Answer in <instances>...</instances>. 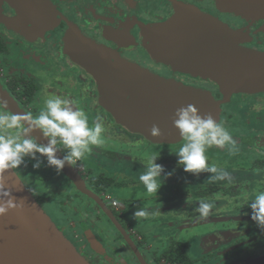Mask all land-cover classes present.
<instances>
[{"label":"flooded vegetation","instance_id":"obj_1","mask_svg":"<svg viewBox=\"0 0 264 264\" xmlns=\"http://www.w3.org/2000/svg\"><path fill=\"white\" fill-rule=\"evenodd\" d=\"M260 5L264 6V1L0 0V90L3 96L8 97L15 103L16 108L26 117L29 114L32 116L38 114L44 108L45 100L51 96L70 97L76 101L77 107L78 103L89 105V107L82 109L88 116H91L92 120L97 114L103 116L106 128L104 136L113 127L121 131L117 135L122 146L126 147V151L120 157L104 150L97 152L96 148H92L91 152L86 154L77 164L68 165L67 168L71 175L76 177L82 184L85 191L83 193L74 186L73 182L62 171L57 174L53 167L47 166L46 158L37 154L39 159L43 161L37 175L38 180L45 182L46 185L51 184L50 189L45 187L40 189L39 197L46 196L42 200L57 201L59 213L62 212L66 217L74 215L80 217L75 226H71L67 222L71 231V235H69L71 239L67 237V240L89 264L91 262L96 263L97 260L100 261L99 264H111L108 260L114 264H188V262L189 264H207L208 262H210L209 264H264V247L258 251L255 250L257 236L253 233L249 235L254 231V222L249 219L250 216H243V218L239 216L224 217L212 215L215 213L213 212L206 218L200 217L197 212V205L201 199L212 197L217 200L222 199L214 196L215 188L202 192L200 190L202 188L201 184L193 185L194 192H197H193L194 196L191 200L185 199L188 192H186V188H183L173 192L176 197L171 200V203L165 200L162 201V204L157 202V205H148L151 207L144 208L157 212L154 216L155 220L152 222V224L159 223L156 225L157 227L152 225V228H157V231H170L166 222H170V220L177 222L178 219L181 224L175 226L173 231H185L190 227L207 226L209 224L224 225V229H217L202 238L203 244L204 240L207 239L205 241L206 245L212 248L211 252L207 251V246L203 248V250H206L202 251V255L205 256L207 263H203L199 259L192 261L188 256V246L185 243H174L170 240L166 248L159 250L158 243L155 244L156 247L150 246L149 248L146 246L148 242H145L147 240L145 234H139V236L130 232L129 226L131 223L127 220H121L120 217L138 199L126 202V204H123V209L120 210L119 203L112 199L108 192L112 187L125 188L129 186L130 190L135 189H132L129 184L119 182L112 177L107 178L98 172L92 173L95 168V171L100 168L95 164L99 162L95 157L99 155L105 161H123L122 164H125L123 165V172L126 169L136 172V169L144 170L143 162L153 153L146 158H130L126 155L127 151L131 155L132 150L146 145L155 147L157 149L156 154L166 149L175 152L182 145L183 140L176 144L153 145L142 136L130 133L116 125L109 114L96 107L98 92L92 77L84 68L76 66L65 53L70 51V47L74 42V45L77 44L78 38H82L112 51L121 59L163 80L172 81L183 87L204 90L211 93L216 101L223 102L219 108L218 121L225 123L236 120L238 125L245 127L246 130L242 138L233 137L237 141L238 149L240 148L236 154L226 151L224 154V149H219L218 152L214 153L207 152L209 155L214 154L225 158L224 161L219 162L208 160V163L217 166L219 163V165L224 166V164L237 165V161L244 162V160H238L240 158H246L248 162L251 160L252 162L247 170L251 174L247 178L250 185L246 188V192L252 195L264 191V91L230 94L224 99L220 89L210 79L182 74L157 62L146 50L144 42L147 29L152 30L166 23L174 17L177 8L186 6L210 16L237 33V44L240 47L264 55V15L249 14L238 9L259 7ZM73 40L75 41L72 42ZM45 46L46 48H52L49 61H51V58L54 61L48 68L45 67L47 66L46 62L40 61V58L35 55L36 50L44 49ZM56 65L64 67L63 69L66 70L68 75L63 72L59 76L56 73L57 69L54 67ZM53 74H55L54 77ZM64 76H70L75 83L66 81ZM63 83L67 87L64 88ZM75 92L77 95H75ZM32 105L39 107L38 113L33 111ZM251 123L256 128L251 126ZM243 148H245V153ZM58 153L62 157L65 154L63 150L58 151ZM250 157L251 159H249ZM174 158L176 161L173 160ZM163 162L168 164L169 168H175V165L178 166L176 156L165 158ZM179 169H181L179 170L181 174H190L184 172L183 168ZM124 176L131 177L133 175L130 173ZM19 177L21 178L20 175ZM201 179L206 181V175L204 174ZM139 185L143 184L138 182L134 188L140 187ZM173 185L170 182L169 186L172 187ZM257 188L259 191L256 190ZM239 191L241 190L229 191L225 195L227 199H231L229 196L238 197L240 195ZM70 197H75L76 201L79 200L81 204L71 201ZM34 198L45 212L38 197L34 196ZM79 198L85 199L90 204L81 202ZM143 201L147 204L146 199ZM51 203L53 202H46L45 205L49 207ZM166 207L172 208L174 214L163 216L161 213L164 212ZM92 210H95L96 215L90 217L92 218L91 222L89 218L82 219L84 211L93 212ZM218 211H220L219 206L216 212ZM50 212L52 213L49 214L55 218L53 208ZM97 213L104 216L107 224L112 226L110 231L114 234L106 231L108 228H105L107 225L104 220L101 223L97 220L98 217H94L98 216ZM108 214L111 215L113 220ZM159 216H162V218L158 219ZM243 219L249 223V226L241 230L238 222L243 223ZM146 223L150 225V222ZM231 224L237 225L231 226ZM145 225L144 223L143 227L146 232L151 230ZM57 229L60 231L58 227ZM244 233L245 235H243ZM262 237L264 240V234ZM90 240L100 245L105 256H100L95 252ZM182 253L185 260L177 262L176 257L181 256Z\"/></svg>","mask_w":264,"mask_h":264},{"label":"water","instance_id":"obj_2","mask_svg":"<svg viewBox=\"0 0 264 264\" xmlns=\"http://www.w3.org/2000/svg\"><path fill=\"white\" fill-rule=\"evenodd\" d=\"M238 9L264 15L263 5ZM237 41L238 34L227 26L184 6L176 9L171 20L147 29L144 46L157 62L174 71L210 79L226 99L230 94L264 91V55L240 47ZM74 44L65 53L92 77L98 92L96 107L130 133L153 145L176 144L182 138L172 125V116L177 108L188 104L218 120L223 102L216 101L211 93L163 80L82 38ZM1 92L0 99L7 101L8 108L26 118ZM153 124L159 126L160 137L149 136L147 129ZM32 135L38 143H47L38 131ZM56 155L62 158L58 152ZM67 167L65 164L63 174L85 192ZM6 183L24 204L0 216V264H89L57 229L15 170L14 175L6 173ZM90 244L105 256L98 243L90 240Z\"/></svg>","mask_w":264,"mask_h":264},{"label":"clouds","instance_id":"obj_3","mask_svg":"<svg viewBox=\"0 0 264 264\" xmlns=\"http://www.w3.org/2000/svg\"><path fill=\"white\" fill-rule=\"evenodd\" d=\"M172 125L178 130L183 140L182 145L173 153L177 157V165L183 171L199 176L208 173L210 183L227 182L231 185L233 177L229 171L208 163L207 151L210 148L226 149L230 153L238 151L237 141L222 122L210 113L201 114L196 106L188 104L177 108L172 116ZM39 132L47 140L46 144L37 142L34 132ZM106 131L102 115L97 114L89 123L88 114L76 106L70 97L51 96L45 100L44 108L35 116L29 114L22 118L21 114L12 112L7 101L0 100V216L9 211L23 207L24 200H17L12 195V188L7 186L6 173L14 175V170L25 164V158L35 161L33 168H39L46 158L47 166L53 167L57 174L65 164L73 166L90 153L93 146L104 142ZM147 132L150 137L162 135L158 125L153 124ZM64 151L62 158L56 153ZM159 154L149 156L143 162L144 170L138 176L150 195L157 196L159 189L173 174L164 166L156 163ZM33 196L37 193L28 189ZM214 202L201 199L197 212L201 218L212 214ZM251 209V220L264 234V191H259L248 204ZM156 211L140 207L132 213L136 220H146L155 216Z\"/></svg>","mask_w":264,"mask_h":264},{"label":"rangeland","instance_id":"obj_4","mask_svg":"<svg viewBox=\"0 0 264 264\" xmlns=\"http://www.w3.org/2000/svg\"><path fill=\"white\" fill-rule=\"evenodd\" d=\"M235 16V14H234ZM231 23V22H229ZM49 45V44H48ZM43 50V51H42ZM51 47H48L44 49H39L38 51L36 50L35 55H37L40 59V61L46 62L45 64H47V66H45L46 68H48V66L50 64H52L54 61L51 58V61H49L50 55L51 54ZM34 54V53H33ZM57 71L56 73L60 74L65 72L66 75L67 72L65 69H63L64 67L61 66H54ZM53 77L55 76V74L52 75ZM28 77H30L28 75ZM64 79L66 81H72L73 83L74 80L70 77V76H64ZM65 82V81H64ZM66 83V82H65ZM63 83L64 88L67 87L66 84ZM75 95H77V93L75 92ZM80 102V101H79ZM78 103V107L82 109L81 105ZM230 107V106H229ZM33 111L38 113L39 107L37 105H32ZM35 108V109H34ZM83 110V109H82ZM95 112V111H94ZM37 115V114H36ZM89 117V123H92V118L91 116ZM223 123V122H222ZM223 125L227 128V130L232 134L233 137L235 138H242V136L245 134V127H241L238 125V121H230V122H225L223 123ZM251 126L255 127L252 123ZM256 128V127H255ZM121 133V131L117 128H112L110 130H108L106 136H104V142L103 144L99 145V146H93L92 148H96L95 150L98 152L99 150H104L107 152H110L112 154H116L117 157H120L121 155H123V152L126 151V147L122 146L119 136L117 134ZM261 137V136H259ZM253 138V137H252ZM240 149V148H239ZM244 149V153H245V148ZM156 150L155 147H150V146H139L136 150H132L131 155L129 153V151H127L126 155L129 156L130 158L136 157V158H146L147 156H149L150 154H156ZM217 150H219L218 148H210L207 152H218ZM227 151L226 149H224V154ZM238 151L234 152L233 154H236ZM174 152H171L170 149H166L164 151H160L159 154V159L156 161V163L161 164L164 166L165 171L167 172H172L173 174L165 181V183L163 184V186L159 189L157 196L155 195H150L147 193L146 188L144 187V185H139L140 187L138 188H134L136 183L139 182L138 180V176L140 175V173L143 171L142 169H136V172H132L131 169H126L124 170L125 174H123V165L122 164L123 161H110L107 160L105 161V159H103L101 156H96L95 159H97L99 162H96L95 164L98 165L100 168H97L98 171H95V169L93 170L94 172L92 173H100L102 175H104L105 177H112L115 180H118L119 182H125V184H129L130 187L132 189L135 190H130L129 186L125 187V188H117V187H112L108 194L111 195L112 199L116 200V202L119 203V209H123V204H126V202H129L130 200L135 201L136 199H138L136 201V203L129 209L127 210V212L124 213V215H122V217H120L121 220H127L131 223V225L134 226H129L130 227V232L135 233L137 235L141 234H145V238L147 239L145 242L148 244L146 245L147 247L150 248V246H155V244H159V250H163L164 248L167 247L168 243L172 241H174V243L178 242V243H185L188 246V256L189 258L193 261L195 260H201L203 263H207V261L205 260V256L202 255V251L204 252V249L207 246V251L211 252L212 248L209 245H206L205 241L207 239L204 240V244L202 241V238L205 237L206 235H208L209 233H213L215 232L217 229H224V225L218 226V225H207V226H198V227H190L185 231L182 230H175V226H177L179 223V219L177 222H173L172 220H170V222H166L167 224V228L170 230H159L157 231V228H152V225H158L159 223H154L152 224V222L155 220L154 216L149 217L146 220H136L133 218L132 213L137 210L140 207H151L148 205H157V202L159 204H162V201H167L168 203H171L172 199H175L176 195H173V192H175V190H180L183 188H186V192H188V194L186 195L187 197L185 198L186 200H191L194 196V189H193V185H197V184H201L202 188L200 189L202 192H206L209 191L211 188H215V197H221L222 199L217 200L214 197L212 198H206V200L212 201L214 202V209L212 210V215H216V216H224V217H228V216H239L242 217L245 216H250L251 217V209L248 207V204L251 202V200L254 198L255 194L249 195L246 191H247V187L250 185L248 182V177L251 176L250 173L247 172L249 165L251 164V160L248 162V159L246 158H240L238 160H244L243 161H237L238 164L237 165H219V167L222 168H227L226 170L229 171L233 177V182L231 185L227 184V182H216V183H210L208 181V176L206 173H200L199 176H194L193 174H181L179 173V168H182V166H177L175 165V168H169L170 166L168 164H166L165 162H163V159L171 157V156H175V154H173ZM230 153V152H229ZM206 155L208 156V160H214L216 162L219 161H224L225 158L223 156L219 157L218 155H209L206 153ZM151 156V155H150ZM251 159V157L249 158ZM134 160V159H133ZM35 161L29 159V158H25V164L21 165L18 169L15 170L16 173H18V175L21 176V179L23 180V183L26 184L27 187H29V189L34 190L37 195L36 197H38V200L40 201V203L42 204V207L44 208L45 212L50 215L49 213L50 210L53 208V210L55 211V218H53L51 215V221L60 229V231L65 235V237L68 239H71V237H69V235H71V231L68 228V224L71 226H75L78 222V220L80 219L79 216H69L66 217V215H64L62 212L59 213L58 211V202L57 201H49V200H42L43 198L39 197L40 194V189L45 188H51V184H44L45 182H41L40 180H38V174H39V168H33L32 164ZM31 169H30V168ZM131 167V165L129 166V168ZM224 168V169H225ZM128 172V173H127ZM130 173H132L133 176L131 177H125L124 175H129ZM123 174V175H122ZM204 174L206 175L207 180L204 181V179L202 180L201 177L204 176ZM96 175V174H95ZM122 175V176H121ZM188 177L187 179H185L186 177ZM202 181L203 183H201L200 181ZM170 182H172L174 185L171 187ZM248 182V183H247ZM58 187H60L58 185ZM188 188V189H187ZM55 190V188H54ZM239 191V196H235V197H231L229 196V198L231 199H227L226 197V193L230 192H235V191ZM257 191L258 188L256 189ZM194 192V193H193ZM71 201H76L75 197H70ZM81 202H85L86 204H90L87 203V201L83 198H79ZM147 200V204L144 203L143 200ZM153 199V200H152ZM175 201V200H174ZM46 202H53L51 203V205L49 207H47L45 205ZM193 202V201H192ZM218 202V203H216ZM75 203L81 204L79 202V200H77ZM107 204V203H106ZM191 204V203H190ZM172 205V204H171ZM166 206V204H165ZM219 206L220 211L216 212L217 208ZM171 207V206H170ZM165 208L164 212H162L161 214L163 216H169V215H173L174 214V210L172 208ZM93 212L90 211H84V217L83 218H89V221L91 222L92 215H96L95 214V210H92ZM154 211V210H153ZM249 212V213H246ZM98 214V213H97ZM118 214V213H117ZM49 217V218H50ZM94 217H98L97 220L100 221L101 223H103L104 216L102 214H98V216H94ZM249 217V219H251ZM158 219L162 218V216L157 217ZM85 220V219H84ZM206 220V219H205ZM172 221V222H171ZM242 222H238V225L240 227L241 230H243L242 228H246L247 226H249V223L246 222L245 219H243ZM68 222V224H67ZM106 222V221H105ZM146 222H150L146 223ZM146 224L145 227H148L149 230L148 232L145 231V228L143 227V224ZM173 223V224H172ZM168 224H170L168 226ZM172 224V225H171ZM106 231H109L110 233L114 234V232H111L110 229H112V226L107 224ZM237 224H231V226H235ZM251 226V225H250ZM157 227V226H156ZM180 228V227H179ZM102 229V228H101ZM155 229V231H154ZM237 229V230H240ZM253 232H251L249 235H252V233L254 235L257 236V243L255 245V250H260L263 249L264 247V240L261 234V232L259 231V229L255 226V224H253ZM144 232V233H143ZM117 235V234H116ZM245 235V233L243 234ZM140 236V235H139ZM246 236H248V234H246ZM149 245V246H148ZM156 247V246H155ZM154 248V247H152ZM262 251V250H261ZM260 251V252H261ZM96 261V260H95ZM94 261V262H95ZM100 261H96V263L91 262V264H99ZM210 262H208L207 264H209ZM197 264V263H196Z\"/></svg>","mask_w":264,"mask_h":264},{"label":"trees","instance_id":"obj_5","mask_svg":"<svg viewBox=\"0 0 264 264\" xmlns=\"http://www.w3.org/2000/svg\"><path fill=\"white\" fill-rule=\"evenodd\" d=\"M173 160L176 161L175 158H174ZM184 257H185V256H184L183 253L181 254V256L176 257V258H177V262H178V261H182V262H183V261L185 260ZM186 261H187V259H186ZM188 264H189V262H188Z\"/></svg>","mask_w":264,"mask_h":264}]
</instances>
